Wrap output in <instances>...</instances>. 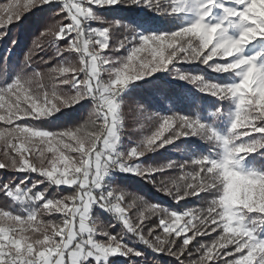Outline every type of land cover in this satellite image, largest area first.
Masks as SVG:
<instances>
[{
	"label": "snow or ice",
	"instance_id": "obj_1",
	"mask_svg": "<svg viewBox=\"0 0 264 264\" xmlns=\"http://www.w3.org/2000/svg\"><path fill=\"white\" fill-rule=\"evenodd\" d=\"M117 5L144 8L174 23L168 30L142 31L96 15ZM44 6L54 10L19 65L7 59L15 38L0 60V169L25 174L0 182V194L19 206L16 214L0 211V264H115V257L140 264L133 258L144 253L129 235L176 264H264V168L248 160L264 159V48L248 53L250 46L264 44V0H15L0 6V40L25 13ZM116 31L123 36L114 44ZM48 49L53 54L40 60L55 64L37 70L34 57ZM73 55L75 64L68 60ZM178 64H201L225 79L213 82L180 71ZM157 73L191 84L217 105L208 119L199 112L154 113L148 119L155 117V129L123 150L122 94ZM85 101L92 104L90 118L75 128L47 131L16 123H55L63 109ZM225 104L231 106L228 127L220 132L215 124ZM191 138L207 149L190 145L186 160L138 163ZM174 169L178 175H165ZM112 172L139 176L178 204L196 198L206 207L174 212L137 197L126 204V193L106 182ZM51 186L71 192L49 198ZM93 208L110 214L123 230L109 231L115 224H101ZM133 208H139L135 220L129 215ZM152 217L158 224L145 234ZM217 232L210 244L193 245L196 237Z\"/></svg>",
	"mask_w": 264,
	"mask_h": 264
},
{
	"label": "trees",
	"instance_id": "obj_2",
	"mask_svg": "<svg viewBox=\"0 0 264 264\" xmlns=\"http://www.w3.org/2000/svg\"><path fill=\"white\" fill-rule=\"evenodd\" d=\"M4 1V0H1ZM47 10H39L29 12L25 16H23L22 20L17 23H13L10 25V31L8 36L5 38V42L1 43L0 49H8L11 40L13 38L16 39L17 43L14 47H12L11 51L13 54H17L15 56L8 55V61L15 59L17 66L19 65V61L22 59L23 55L33 46V41L39 35V31L43 29L45 22L49 20V13ZM108 12L114 16L119 18L120 20H128L129 22H152L160 25L161 27L168 29L172 21L166 20L165 18H161L159 16L153 15L151 13H139L138 11L130 12L123 11L118 9H108ZM51 49H48L46 53H39L35 59V63L33 65L37 70H45L46 68L55 64V61L52 64L45 65L41 62L40 57L44 56L45 59L49 55H52ZM5 54L0 53V60L4 58ZM76 60V59H75ZM77 62V60H76ZM10 79V77H9ZM159 79V80H158ZM156 80V81H155ZM149 83L138 84V88L134 89L131 92L130 97L126 100L127 104H125V108L123 111V121H124V134H126V141L132 143L133 140H136V136L133 132H131V122L133 114L135 113L136 107L145 106L155 108L158 105L157 98L160 100H170L171 103H174L176 108L179 110H187L189 106L187 104L188 99L184 96V90L178 85H167L162 78H157ZM182 97V98H181ZM154 98V99H153ZM193 106V105H192ZM190 106V109L194 107ZM197 108V107H195ZM91 107L88 103L84 102V106L77 104L74 108H66L63 109L61 113H58L56 117L53 118L55 123H49L48 119H38L31 120L28 119V124L47 131H57L61 128H75L81 125H84L88 122L90 118ZM133 144V143H132ZM190 145L197 146L196 141H176L175 144L169 145L165 149H161L158 152L149 153L145 157L141 159L142 165H162L168 163L171 159L175 161H183L188 159L187 153L184 150ZM2 156V155H1ZM3 158V156H2ZM0 161H3L0 157ZM178 169L169 170L165 173L166 176L175 177L178 175ZM24 173H14L12 171L6 169H0V182L9 181L12 178L24 176ZM31 176L37 177L36 174H31ZM15 182H19L18 179ZM108 183H115L114 186L122 189L126 193L125 203H130L133 197H137L147 201L148 203L158 204L159 206L165 208L168 207L172 210L183 212L185 210L191 209H202L206 207L205 203L196 198H189L187 200H182L179 204L175 202L171 197L164 195L162 192L156 190L153 185L146 183L144 179L129 177L128 175H123L120 177H115L114 179H108ZM159 182V178L157 180ZM68 191L71 192V189L67 188ZM11 205L8 198L4 197L0 194V210L7 209L8 206ZM139 208H133L129 211V215L136 219L138 216ZM92 214L100 219L103 225L115 224V227L109 228V231L115 233H120L123 228L122 225L116 222H107L106 219L111 217L110 214L104 213L100 209H93ZM158 224V217H152L146 221L145 234H147L148 227H156ZM219 231V230H218ZM191 235L192 233H187ZM218 235L217 233H212L211 236H198L193 241V245H197L199 243L210 244L211 240ZM98 239H102V237H97ZM130 243L133 244L138 250L144 253L143 258H134L141 259L140 264H176L175 260L167 255H157L152 253L149 249H147L144 245L139 242L134 241L130 235L126 237ZM190 245L189 247H193ZM198 246V245H197ZM194 251V249H193ZM192 258H196L195 251L194 256ZM115 264H127V261L123 263H118L116 259H113Z\"/></svg>",
	"mask_w": 264,
	"mask_h": 264
},
{
	"label": "rangeland",
	"instance_id": "obj_3",
	"mask_svg": "<svg viewBox=\"0 0 264 264\" xmlns=\"http://www.w3.org/2000/svg\"><path fill=\"white\" fill-rule=\"evenodd\" d=\"M14 2H15V0H4V1L0 0V6L11 4ZM45 9L47 10L46 12H48L49 15H51V11L54 10V6H44L43 9H33L30 12L45 10ZM108 9H118V10H123V11H130V12L138 11L139 13H151V14L155 15V13L149 12L147 9H144V8H135V7L124 8V7H121L119 5L112 7V8L97 9V10H95L96 15L101 17L104 21H122L124 23L130 24L133 26L140 25L139 30H142V31L143 30H151V31L168 30V29L161 27L158 24H155V23H152L149 21H146V22H141V21L137 22L136 21V22L131 23L128 20H124V21L120 20L119 18L112 16L108 12ZM28 13H25L23 16H25ZM0 15H3V13H0ZM161 18H163V17H161ZM65 22H67V21H65ZM172 23H174V21H172ZM91 26L92 27H99L100 25L96 22H93V25H91ZM122 36H123V33L121 31H116L113 34L112 43H114V44L118 43L119 39H121ZM5 38L3 40H0V46L2 45L1 43L5 42ZM61 43H63V42H61ZM260 48H264V44L256 43V44L249 47L248 53L251 54ZM7 50L8 49H5V48L2 50L0 49V53L5 54ZM122 54H124V53L121 52V53H118L117 55H122ZM9 55L15 56L17 54H13V52L11 51V53ZM67 55L68 54H66V56ZM68 60L70 63H73V64L77 63L74 55L69 56ZM8 63L10 66H13V67L17 66L15 59H12L11 61L9 60ZM177 67L179 68L180 71L191 72V74H201L206 79H209L213 82H223L225 79V77H223V75H226V74L213 73V72H211L210 69H208L206 66L201 65V64H178ZM104 78L107 79V75H105ZM157 78L164 79V81L167 85H178L179 87H181L184 90V94H186L184 96L188 99L187 104L190 106L193 105L192 107H194V108L190 109L191 107L189 106V109H187V110H179L176 108L174 103L170 102V100L164 101V100H160L158 98H157V102H158L159 106H157L155 108L145 107V106L141 105L143 108V111H141V106L138 105V107H136L135 113L133 114L132 122L130 124L131 125L130 131L133 132L134 135L136 136V140H133L132 143L139 142L143 138L144 135L149 134L151 131H153L155 129V127H156L155 117L152 120L148 119V116L153 115L154 113H160L162 115H169L172 112H179L180 114L196 115L199 112V114L201 115V117L203 119H208V115H207L208 112L215 109V107L217 105V101L214 98H212L210 96H206L204 94H201L191 84L186 83V82L181 81V80H178V79H173L168 73H157L153 77H149L145 80L137 81L134 84H131L128 86V88L122 94V98L124 99V103L121 107L122 115H123L124 108L126 106L125 104H127L126 100L128 99V97H130L131 92L134 89L139 87L138 84L149 83V82L154 81ZM0 83H3L2 79H0ZM85 102L88 103L90 105V107L92 108V104L90 101H85ZM195 107H197V108H195ZM230 107H231L230 105H227V104L224 105V115L221 116L215 124V127L220 132H224L228 127ZM122 118H123V116H122ZM27 121L28 120H22V121H17L16 123L28 124ZM0 126H2V125H0ZM126 136L127 135L124 134L123 138H122L123 139V144H122L123 150H126L128 147H130L132 145V143H129L125 140ZM191 139L196 141V143L198 144L197 146H199L200 148L207 149L208 145H206L203 141H200L198 138H191ZM181 153H187V150H184V152H181ZM1 155H2V152H0V157L2 160H4V156L2 155L3 156V158H2ZM47 155H51V154L48 153ZM248 160H249V162H252V164L250 166H254L257 169L264 168V159H259V158L254 157V156H250L248 158ZM138 163H140L142 165L141 161H139ZM123 175L124 174H122V173H117V174L110 173L106 177V182L108 179H114L115 177H120ZM128 176L140 178L139 176H135V175H128ZM31 178L36 179L37 177L31 176ZM140 179H142V178H140ZM30 182L31 181H29V183ZM44 187H46V186L41 185V190H43ZM62 189L63 190H58L55 186H51V187H48V193L47 194H48L49 198L59 197V196H63L66 194H70V191L67 190V187L62 186ZM9 201H10L11 205H9L8 208L4 209V210L12 211L14 214H16L19 211V206L16 205L10 199H9ZM165 208L172 210L168 207H165ZM4 210L1 209L0 211H4ZM172 211L178 212L175 210H172ZM43 219H45V220H57L58 221L59 216L58 215H52V216L46 215L43 217ZM98 220L101 223L100 219H98ZM106 221L107 222H113L114 220H113V217L111 216V217L107 218ZM229 250H231V246H229ZM237 255H239V254H237ZM112 259H116L118 261V263H123L124 261H127V258H122V257H115ZM228 259H231V257H228Z\"/></svg>",
	"mask_w": 264,
	"mask_h": 264
},
{
	"label": "built area",
	"instance_id": "obj_4",
	"mask_svg": "<svg viewBox=\"0 0 264 264\" xmlns=\"http://www.w3.org/2000/svg\"><path fill=\"white\" fill-rule=\"evenodd\" d=\"M113 174H117V173H120V172H112ZM93 209H99V208H93Z\"/></svg>",
	"mask_w": 264,
	"mask_h": 264
},
{
	"label": "crops",
	"instance_id": "obj_5",
	"mask_svg": "<svg viewBox=\"0 0 264 264\" xmlns=\"http://www.w3.org/2000/svg\"><path fill=\"white\" fill-rule=\"evenodd\" d=\"M66 187V186H65Z\"/></svg>",
	"mask_w": 264,
	"mask_h": 264
}]
</instances>
